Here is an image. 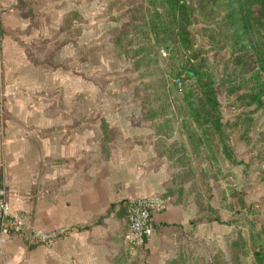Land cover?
<instances>
[{
  "label": "crops",
  "instance_id": "1",
  "mask_svg": "<svg viewBox=\"0 0 264 264\" xmlns=\"http://www.w3.org/2000/svg\"><path fill=\"white\" fill-rule=\"evenodd\" d=\"M62 2L0 0V186L11 214L28 215L33 229H69L45 244L30 243L25 233L12 234L0 247V264H113V249L128 247L127 207L153 196L165 204L152 216L147 262L166 264L182 236L198 237L207 225L194 223L195 204L165 196L171 175L157 161L151 128L129 123L126 134L108 121L121 144L110 161L100 159L105 138L90 115L97 102L93 62H88L89 21L83 16L82 42L77 21L74 38L62 33L67 14ZM81 46L84 65L75 61ZM99 99L97 111L106 114L100 109L105 96ZM123 108L117 123L130 117L128 105ZM141 137L145 143H134Z\"/></svg>",
  "mask_w": 264,
  "mask_h": 264
},
{
  "label": "rangeland",
  "instance_id": "2",
  "mask_svg": "<svg viewBox=\"0 0 264 264\" xmlns=\"http://www.w3.org/2000/svg\"><path fill=\"white\" fill-rule=\"evenodd\" d=\"M162 1L171 0L62 2L67 12L62 33L74 38L71 28L73 21H77V41L82 42L84 17L90 22L88 41L92 36L93 48L92 55L88 54V62H93L97 102L90 115H94L92 124L104 131L100 159L110 161L121 144L120 135L110 129V123L122 126L126 134V129L130 130L129 123L147 126L155 134L161 133L162 152L155 151V141L151 140L158 163H165L171 175L166 190L173 191L172 197L177 202L195 204L197 213L199 209L201 218H206L200 224L207 225L206 231L198 237L195 233L182 236L181 242L174 247V259L166 264H264L255 257L260 247L262 253L264 249V111L258 110L250 97H244L252 87L251 77L258 71L257 52L233 46V28L227 26L226 15L217 14L221 9L219 0H182L195 10L196 18L192 20L190 31L201 48L203 77H207L212 85L219 124H222L221 129L213 130V136L208 137L192 115L194 100L190 104L189 95L185 100L184 93L172 89L173 85L178 86L176 81L179 80L195 89L193 93L197 97L201 96L203 89L206 91V83L200 84L185 73L179 79L175 78V64L170 62V54L175 55L177 47V52L182 55L181 61L185 62L189 56H186L187 49L183 44L174 47L173 40L169 41V49L154 46V33L160 28L152 27L153 19L157 13L167 16ZM164 23L162 21V27ZM209 27H216L221 39L209 41ZM146 29L148 37L143 32ZM168 29L171 31L172 28ZM63 39L66 41L68 37ZM254 39L264 49V18L255 30ZM136 44L142 60L138 56L132 57ZM118 45L125 46V49L118 53ZM83 50L84 46H81V58L75 60L82 65L85 62ZM150 58L153 59L148 63ZM147 65L151 68L148 69ZM154 66L156 68L152 69ZM139 67L141 73L137 70ZM102 94L105 103L100 109L106 117L96 108L102 102L99 99ZM242 97L243 101L239 100ZM124 104L129 107L130 117H121L117 123L116 113L124 110ZM145 141L141 137L134 143ZM1 192L7 198L5 189L0 186ZM127 209L129 217V207ZM196 221L194 223H199ZM129 230L130 225L125 234L128 247L113 249V264H148V241L141 246L130 245L126 240ZM12 234H8V239ZM25 235L30 243L39 244Z\"/></svg>",
  "mask_w": 264,
  "mask_h": 264
},
{
  "label": "trees",
  "instance_id": "3",
  "mask_svg": "<svg viewBox=\"0 0 264 264\" xmlns=\"http://www.w3.org/2000/svg\"><path fill=\"white\" fill-rule=\"evenodd\" d=\"M162 4L164 6V9L167 11V16L164 14L157 13L153 19L152 27L160 28V30H157L156 33H154V46L169 49V41L173 40L174 47L175 45L183 44L185 49H187L188 54H186V56H189L187 58L188 60L185 62L181 61L182 55L177 52V47L175 48V55L172 52L170 54V62L172 64H175V78H178L185 73L189 76H192L193 80L198 81L200 84L206 83L204 84L206 91H204L203 89V93L201 92V96L197 97L193 93L196 92L195 89L189 88L188 85L183 82L181 87H178L175 84L173 85L174 87L172 89L174 92L176 91L179 93H184L185 100L186 95H189V97L187 96V98L190 104H192L191 100H194V103L191 107L194 120L197 123V126H201V128L204 129V133L207 134L208 137H211L213 136V130L221 129L222 124L221 126L219 124L217 101L214 96L212 85L210 86L207 77L205 79L203 77L205 73L202 72V69H204V62L203 54L201 53V48L199 46L198 40L195 39V36H193L190 31V25L193 22L192 20L196 18V15H194L195 10L190 7L187 1L182 0H171L170 2L162 1ZM218 4H221V9H218L219 11H217V14L219 16L222 14L226 15V21L228 22L227 26L233 28V46H237L238 48H240V50L248 48L257 52L259 64L258 71H255L254 75L251 77L252 87L248 89L249 93L244 97H250L252 99L251 103L255 104L258 110L264 111V49L263 46H258L254 39L255 30H257L258 24H260L262 22V19L264 18V0H219ZM256 6L260 8V11L257 9ZM162 21H165V26L163 25L164 27H162ZM149 27L151 28V25ZM168 27L170 29L172 28L171 31H169ZM208 30L209 35H207V38L209 39V41H213L216 38H220V36L216 33L218 32L216 27L213 29L209 27ZM124 32L125 31H122L123 34L126 33ZM143 32H145L146 37L149 36V33H146L147 29ZM148 48L151 49L150 47ZM123 49H125V46H117V52L122 51ZM133 50L134 53L132 57L135 58L136 56H138L140 57V60H142V56L138 51L137 44L133 46ZM190 51H192L191 54ZM149 56L153 57L151 55ZM152 59L153 58H150V61L148 63H151ZM140 68L141 67H139L137 70L140 71ZM147 68L149 69L151 68V66L147 65ZM155 68L156 66H154L152 69ZM141 72L142 70L140 71V73ZM241 99L243 101V97L239 100ZM201 115L203 116L202 118ZM208 126L210 127L207 131L206 128ZM162 136L163 135L161 133H156L155 135L156 152L158 150L162 152L161 149L162 144L164 142L162 141ZM172 194L173 191H171V189H168L167 195H169V197H172ZM196 219V222L199 223L204 221L203 219H206L204 217L201 218L199 209ZM15 233L21 234L20 232ZM260 248L261 249H258V252L255 253V257L259 262L263 263L264 249L262 253V247Z\"/></svg>",
  "mask_w": 264,
  "mask_h": 264
},
{
  "label": "built area",
  "instance_id": "4",
  "mask_svg": "<svg viewBox=\"0 0 264 264\" xmlns=\"http://www.w3.org/2000/svg\"><path fill=\"white\" fill-rule=\"evenodd\" d=\"M2 36L0 33V48ZM181 87V81H176ZM164 201L157 196L145 197L130 202L129 204V225L130 230L126 240L130 245H144L152 237L154 228L152 216L163 206ZM69 229L63 228L56 231H40L31 227V220L28 215L19 213L11 214L9 203L5 193H0V247H2L9 233H25L33 242L47 243L55 241L68 233Z\"/></svg>",
  "mask_w": 264,
  "mask_h": 264
}]
</instances>
